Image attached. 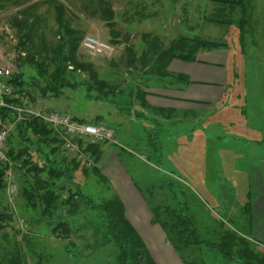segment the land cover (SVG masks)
Segmentation results:
<instances>
[{"label": "rangeland", "instance_id": "1", "mask_svg": "<svg viewBox=\"0 0 264 264\" xmlns=\"http://www.w3.org/2000/svg\"><path fill=\"white\" fill-rule=\"evenodd\" d=\"M105 1L112 11L108 21L100 18L95 6L86 0L1 2L0 64L8 61L13 72L18 59L25 55L21 46L28 42L22 36L26 29L20 22L31 23L35 15L38 17L35 38L40 37L46 45H53L58 40L54 3L63 6L65 21L81 37L90 35L112 47L110 55L104 57H91L77 49L79 60L90 66L94 80L89 79L87 72L76 70L70 86L62 88L58 98H40L36 89L29 87L32 101L27 97H22V101L33 102L40 108L63 110L114 132L116 145L103 144L102 155L94 166L104 177V182L91 169L84 170L79 166L73 174L74 182L92 201L99 202L112 193L122 205V200H126L127 204L124 203L129 212L136 217L129 218L127 213L132 220L128 222L154 261L157 256L161 264H241L234 255L239 248L234 242L228 246L233 259L223 256L214 246H190L183 252L175 251L167 239H162L161 228L152 223L154 217L160 216L168 207L175 211L184 209L183 214L192 219L202 239L210 243L223 242L231 236L243 238L255 258L264 264V231L257 225L258 231L253 235L249 189L236 183L245 179L236 178L234 173L235 170L247 172L256 164L257 150L264 149V0H247L250 12L240 32L237 29L239 9L215 0ZM144 33L157 36L162 43L180 36L228 42L231 48L227 68L236 81L229 85L223 99V106L230 107L226 110L227 115L221 116V108L207 111L203 105H195L186 114L177 113L178 134L174 133L176 127L167 129L139 120L142 112L136 93L145 91L146 87L155 89L158 81L154 76L145 75L148 68H142L133 60L143 45L141 35ZM123 35L127 36V43L122 42ZM113 39L118 42L113 44ZM36 41L38 39L34 43ZM17 68L25 83L31 84L36 78L30 67ZM147 77L148 81H143ZM154 112L160 114L157 115L159 118L170 115L148 108L144 116L151 119L155 117ZM118 121L123 123L118 125ZM10 129L12 131V126ZM26 135L32 138L29 133ZM192 135L197 139L205 136L209 141L194 145L192 140L189 141ZM18 142L16 131H13L5 148L22 147ZM106 149L117 157L121 177L134 187L135 192L131 193L130 189L118 191L105 175ZM28 153L31 162L43 165L32 149ZM61 154L59 150L54 157L59 159ZM10 164V183L15 189L4 188L0 194V211L8 217L0 226V257L4 250H11L16 245L24 257V264L114 263L115 249L104 236V225L96 212L77 203L74 213L60 205L51 216H42L40 208H30L22 195L23 179L31 180L26 176V167L19 168L15 161ZM61 184L63 182L59 180L56 186ZM65 196L62 191L59 198L62 200ZM247 197L251 221L248 213L242 212ZM59 223H63L67 231L57 226Z\"/></svg>", "mask_w": 264, "mask_h": 264}, {"label": "trees", "instance_id": "2", "mask_svg": "<svg viewBox=\"0 0 264 264\" xmlns=\"http://www.w3.org/2000/svg\"><path fill=\"white\" fill-rule=\"evenodd\" d=\"M2 1L5 0H0V4ZM86 1L95 6V11L100 18L105 21L111 19V7L105 0ZM215 1L239 9L240 18L237 21V29L240 32L250 12L247 0ZM52 8L54 11L56 36L58 37V40L53 45H46L40 37L35 38L36 29L34 27L37 24V16L32 14L33 21L31 23H27V21L20 22L24 30L26 29V32L22 36L26 37L28 42L26 46H21V50L25 52V55L18 59V66L15 65L16 71H11V74L5 80L6 84L11 88L10 96L3 97L4 102L7 104L20 107L37 106L33 102H31L32 104H28L22 101V97H27L32 101V94L27 90L29 87L35 88L40 98L51 96L56 99L60 96L62 88L70 86V81L73 79L76 70L87 72L89 79L94 80L90 66L82 63L77 55L78 44L82 37L65 21L62 5L54 3L52 4ZM141 38L143 45L138 57L133 60L135 63L138 62L142 68H148V72L145 75L148 77L154 76L157 78L155 80L165 77L185 80L183 76L170 74L166 70L167 65L172 59L192 62L195 61L197 50L217 48L222 45L214 41L201 39L198 36H194L193 38L180 36L167 43H162L157 36H151L148 33L142 34ZM35 39H38L36 43H34ZM117 42L116 39L112 40L113 44ZM17 45H20V43ZM20 66H28L35 72L36 78L32 79L31 84H27L22 80L17 68ZM148 77L144 78L143 81L147 82ZM87 88L89 87H86V91ZM136 95L140 106H146L144 101L145 91L137 92ZM43 108L52 109L49 107ZM60 112L69 115L63 110ZM10 115L11 112L9 110L0 108V117L9 119ZM69 116L75 121L89 123L82 118ZM13 131H16V136L19 140L17 144L21 143L22 147H17L16 149L9 147L5 149V155L11 163L13 161L18 162L19 168L26 167V176L31 180L29 181L27 178L23 179L25 186L23 187L22 195L30 208L38 206L42 216H51L57 206H67V211L74 213L77 203L83 204L87 209L96 212L101 219L104 225V236L115 249L113 264H156L135 229L126 219L123 205L115 194L99 202H95L89 197L84 196L79 190L78 185L74 182L73 174L77 166L81 168L82 166L74 158H69L65 154L62 149L61 139L57 137L52 129L41 124L36 119H28L14 122L12 124V131L10 132L13 133ZM27 133L32 138L28 137ZM102 145H92L85 148L91 154L95 164L102 155ZM29 149H32V152L41 158L43 165L31 162V157L28 153ZM59 150L67 159L62 154V157L59 159L54 157V154ZM82 169L86 170L85 168ZM91 170L104 182V177L99 175L96 168L93 167ZM59 180L63 184L56 186ZM3 189L2 168L0 167V194ZM62 191L66 193V196L61 200L59 197ZM57 202L58 204H56ZM250 208L251 206L247 197V201L242 206V212L248 213L249 221H251ZM183 211L184 209L182 208L175 211L174 209L165 207L160 215L162 217L156 216L152 222L161 228L175 251L183 252L190 246H214L219 249L223 256L233 259L234 257L228 246L231 242H234V244L239 245V248L234 251V255L237 260H240L241 264H263L255 258L251 249L248 248L247 241L243 238L231 236L230 239H224L223 242L219 243H210L202 239L192 219L183 214ZM6 219L8 220L7 215L0 211V226ZM57 226L62 227L63 231H67L63 223H59ZM3 253L0 257V264H24V257L21 254L19 246L14 245L11 250H4Z\"/></svg>", "mask_w": 264, "mask_h": 264}, {"label": "crops", "instance_id": "3", "mask_svg": "<svg viewBox=\"0 0 264 264\" xmlns=\"http://www.w3.org/2000/svg\"><path fill=\"white\" fill-rule=\"evenodd\" d=\"M217 43H220L222 45L217 48L197 50V52L195 53V61L188 62L183 60L172 59L167 65L166 70L170 74H179L183 76L185 80H176L172 77H165L163 79H159L155 83V85L157 84L155 89L151 90L146 88L144 96L146 106H140L139 110L140 112H142V118H140L139 120H147L153 125L165 126L167 129L172 126L176 127L174 133L178 134L179 130H177V128L179 129V123L177 113L181 112L183 114H186L189 110H192L195 105H203L207 111L221 108V116L224 117L225 115H227L226 110H228V108L230 107L223 106V99L226 98L228 94L226 93L227 88L231 83H234L236 81V78L234 75H232L231 77V72H229L227 68V66L230 65L228 60V51L231 47L229 46V43ZM148 108H153L160 113L161 111H166V113L170 115L164 116V118H159L160 116L157 115L160 114L154 112L155 117L147 119V117L144 116V112L147 111ZM211 117L213 119L215 118V116ZM209 121L210 122L208 123H211V120ZM122 123L121 121L116 122V124L118 125H121ZM142 124L146 125L144 123ZM195 134L193 131V135ZM193 135L192 138L189 139V141L191 142L192 140L194 145L199 146L204 141H209V139L205 138V136H201V139H197ZM177 141L178 137L176 138V142ZM189 141L186 142L188 143ZM101 151H103L102 146ZM263 151L264 149L257 150L256 164L254 166H250L247 172L241 170L234 171V173L236 174V178H239L241 180L245 179L244 182L238 181L236 183L240 184L243 189H249L248 192L250 194L252 202V225L254 226V236L258 231L255 228L257 225H260V227H262L264 231V158H262V155L264 154L262 153ZM116 158L117 157L114 155L113 152L108 153L106 149V156L104 158L106 160V162L104 163L105 175L114 185V188L118 191L123 192V189H130L131 193L135 192L134 187L132 185H129L128 183L126 184V181H124V178H122L123 176L122 173H120V167ZM218 158L221 161V157L218 156ZM177 161L178 157L177 153H175L176 164ZM209 188L210 187H206V189ZM117 194L121 198L119 192ZM122 202L125 208V217L129 222H132V220L129 218L136 217L129 212L130 210L128 209V206H126V200H122ZM127 213L130 214V217ZM163 235L164 234H162L161 236L162 239L164 241H167L164 237L165 235ZM155 257L157 260V256ZM158 259V262H156V260L154 262L156 264H161L160 258Z\"/></svg>", "mask_w": 264, "mask_h": 264}, {"label": "built area", "instance_id": "4", "mask_svg": "<svg viewBox=\"0 0 264 264\" xmlns=\"http://www.w3.org/2000/svg\"><path fill=\"white\" fill-rule=\"evenodd\" d=\"M81 52L91 57H104L110 55L112 47L106 42L85 35L78 44ZM109 53V54H108ZM8 61L0 64V108L11 112L8 118L0 117V167L2 168V181L5 189H15L10 183L11 162L5 155L6 139L11 131V126L19 120L36 119L41 124L53 130L62 141L65 154L79 163L80 166L91 169L95 166L91 154L85 149L87 146L109 144L116 145L113 133L107 127L79 122L71 119L60 111L40 108L37 106H13L4 102L3 97L11 94V88L5 80L11 74Z\"/></svg>", "mask_w": 264, "mask_h": 264}, {"label": "water", "instance_id": "5", "mask_svg": "<svg viewBox=\"0 0 264 264\" xmlns=\"http://www.w3.org/2000/svg\"><path fill=\"white\" fill-rule=\"evenodd\" d=\"M122 42L123 43H127V36L126 35H123L122 38H121Z\"/></svg>", "mask_w": 264, "mask_h": 264}]
</instances>
